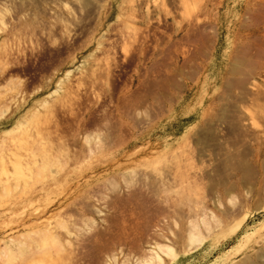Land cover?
Wrapping results in <instances>:
<instances>
[{"label":"rangeland","instance_id":"1","mask_svg":"<svg viewBox=\"0 0 264 264\" xmlns=\"http://www.w3.org/2000/svg\"><path fill=\"white\" fill-rule=\"evenodd\" d=\"M90 1L0 0V264H264V0Z\"/></svg>","mask_w":264,"mask_h":264},{"label":"bare ground","instance_id":"2","mask_svg":"<svg viewBox=\"0 0 264 264\" xmlns=\"http://www.w3.org/2000/svg\"><path fill=\"white\" fill-rule=\"evenodd\" d=\"M89 1H90V0H89ZM90 3H92V2L90 1L89 4H90ZM262 4H263V3H262ZM86 5H87V4H86ZM90 5H91V4H90ZM93 5H94V4L92 3V5H91L92 7L98 6V5H94V6H93ZM260 5H261V3H260ZM258 6H259V4H258ZM258 6H257V9H258ZM92 7H91V8H92ZM259 7H260V6H259ZM261 7H262V9L264 8V6H261ZM95 8L97 9V7H95ZM260 9H261V8H260ZM94 10H95V9H94ZM254 10H255V9H254ZM91 11H93V8H92ZM255 11H256V10H255ZM255 11H254V12H255ZM254 12H253V13H254ZM92 13H93V12H92ZM253 13H252V15L254 16L255 19H256V18H257V19L260 18L262 21H264V16H263V15H264V11H263V12H262V11L260 12V14L262 13L261 16L263 17V19H262L261 16H260V17H259V16H255V15L258 14V11H257L256 14L254 13L255 15H254ZM260 14H258V15H260ZM258 17H259V18H258ZM257 19H256V20H257ZM257 40H258V39H257ZM206 42H208V41H206ZM209 42H210V41H209ZM209 42H208V43H209ZM203 44H204V43H203ZM202 46H203V48H204V45H202ZM207 47H209V46H207ZM207 47H206V48H207ZM206 48H205V50H207ZM236 56L238 57V55H236ZM237 57H235V58L233 57V60L236 61V59H238ZM233 66H235V65H232V67H233ZM232 69H234V68H232ZM232 69H230V70L232 71ZM230 70H229V71H230ZM234 70H235V69H234ZM231 71H230V72H231ZM234 72H235V71H234ZM232 73H233V72H232ZM35 114H36V113H35ZM34 118H35V117H34ZM26 125H27V124H26ZM26 125H25V126H26ZM28 125H29V124H28ZM22 126H23L22 124L17 125V126L15 127V130H13V131H14V132L18 131ZM25 126H23V127H25ZM23 127H22V128H23ZM25 128H26V127H25ZM25 128H24V129H25ZM30 128H31V127H30ZM30 128H29V130H30ZM33 128H34V127H33ZM37 128H38V127H37ZM37 128H34V129H35V130H38L39 128H38V129H37ZM29 130L26 129L25 131H23V132H21V133H24V132H25V134H26V131H29ZM12 133H13V132H12ZM29 133L31 134V130L29 131ZM33 133H34V132H33ZM33 133H32V134H33ZM39 133H40V135H42V133L40 132V130H39L38 134H39ZM17 134H18V133H17ZM35 134L38 135L36 132H35ZM23 136H24V135H23ZM27 137H29V136L27 135ZM42 138H43V137H42ZM37 139H38V136H37ZM37 139L34 138L35 141H36ZM38 140L41 141V140H42L41 137H40V139H38ZM28 141H30V138H29ZM32 141H33V140H32ZM35 141H34V143H35ZM30 142H31V141H30ZM42 142H43V141H42ZM31 143H32V142H31ZM47 144H48V143H46V144H44V145L42 144V149H43V147H45V145H47ZM31 145H32V144H31ZM37 145H38V148H39V145H40V147H41V144H39V141H38V144H37ZM37 145H36V146H37ZM47 146H48V145H47ZM31 149L34 150V148H31ZM31 149H30V150H31ZM31 152L34 153V151H31ZM32 159H33V157H32ZM2 160H3V159H2ZM2 163H3V161H2ZM203 216L205 217L204 214H203ZM205 226L208 227V229H209V226H211V223H209V222L206 223V222H205ZM189 235H190V238H191V239H193V237L196 235V232H195L194 226H193L192 229H190ZM153 254H154V255H153ZM153 254H152V256H151L150 258H148L147 260H144L143 262H139V264H164V260H163V258H161L157 253H153ZM164 254L167 255V256H174V255H175L174 251H173V250H170V249H168L167 251H164Z\"/></svg>","mask_w":264,"mask_h":264}]
</instances>
